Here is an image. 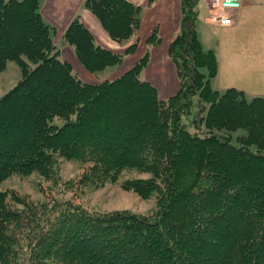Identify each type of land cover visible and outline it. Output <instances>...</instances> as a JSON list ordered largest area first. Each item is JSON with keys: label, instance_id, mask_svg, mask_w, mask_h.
<instances>
[{"label": "trees", "instance_id": "trees-1", "mask_svg": "<svg viewBox=\"0 0 264 264\" xmlns=\"http://www.w3.org/2000/svg\"><path fill=\"white\" fill-rule=\"evenodd\" d=\"M179 6L168 49L179 91L161 100L143 78L162 42L158 27L122 76L86 84L61 57L40 0H0V73L13 61L21 76L0 98V184L32 174L50 184L38 200L0 192V264H264V97L212 89L217 55L196 29L207 2ZM83 8L121 52L99 44L79 15L60 43L100 78L136 52L141 8ZM71 160L84 171L66 181L60 163ZM127 171L149 175L121 185L145 201L154 195L149 212H101L73 199Z\"/></svg>", "mask_w": 264, "mask_h": 264}, {"label": "crops", "instance_id": "crops-1", "mask_svg": "<svg viewBox=\"0 0 264 264\" xmlns=\"http://www.w3.org/2000/svg\"><path fill=\"white\" fill-rule=\"evenodd\" d=\"M128 1L141 8V25L136 40L141 37L144 39L145 43L155 27H158L159 36L162 40L159 46L151 49L150 60L144 70L143 78L156 88L158 97L161 100L171 98L179 91V83L176 78L175 70L168 57V48L178 30L180 21V17L173 13L172 7L179 0ZM83 2L84 0H40L41 16L48 24L54 27L56 31L55 35L61 39L66 27L76 15H79L81 21L87 26L98 43L112 51L116 50L114 46L116 44L112 42L103 31L98 20L89 11L83 8ZM153 17L156 18L157 22L155 23L157 25L148 27L149 23H153ZM167 25H169L168 28ZM209 27L217 32L219 36V48L223 53L220 57V54L216 52L218 73L212 80L216 82V84H211L212 89L214 88V90L219 92H224L228 89H236L243 92L245 96L264 97V78H259L261 74L264 73L262 72L260 76H257L259 72L255 71V66H253L254 64L252 62V57L256 58L263 55L262 51H256L255 48L261 50L264 47L262 43L256 44V40H264V36H256V33L264 31V0H244L242 10L238 13L235 23L230 27L214 28L210 25ZM161 28L164 29L163 32H161ZM163 33L167 34L164 44ZM145 50L146 48L144 45V51ZM70 55L71 57L66 56V60L70 62L72 66H76L73 62L74 55ZM235 56L243 57L237 72L235 68L230 69L226 66V62L229 63ZM223 58H226V60ZM151 68H154L156 72L153 76L150 74ZM120 69L121 68L116 69L108 76L98 78L99 80L85 70V75H81L80 77L86 84H96V82L118 79L121 74L118 76L115 75Z\"/></svg>", "mask_w": 264, "mask_h": 264}, {"label": "rangeland", "instance_id": "rangeland-1", "mask_svg": "<svg viewBox=\"0 0 264 264\" xmlns=\"http://www.w3.org/2000/svg\"><path fill=\"white\" fill-rule=\"evenodd\" d=\"M179 1L172 7L173 13L180 17V8L178 5ZM41 14V11H40ZM209 17V13L206 8L202 7L200 11V17L196 23V29L198 32V36L202 47L204 50H213L215 53L218 52L223 54L219 48V36L217 32L209 27L206 24V18ZM43 18V17H42ZM180 20V18H179ZM153 23H149L148 27L157 25L156 18L153 17ZM175 25V24H174ZM169 25H167V28ZM216 28V27H214ZM163 28H161V32H163ZM178 31V30H177ZM264 36V31L256 33V36ZM54 35L53 41L58 49L61 51V57L70 65L71 69L77 76L85 75V69L78 63L76 58L74 57L73 62L76 66H72L70 62L66 60L67 57H71L70 54L74 55L72 50L68 47H63L60 43V38ZM163 44L166 41L167 34L163 33ZM138 45L136 52L130 57V59L124 64L120 71L115 75L118 76L122 73L124 74L140 57L144 52V39L140 37L135 41ZM262 43L264 44V40L261 41L256 40V44ZM100 44V43H99ZM116 52H120L121 49L116 44ZM169 49V48H168ZM69 50V51H68ZM256 51H262L263 55L258 56L256 58L252 57L253 66H255V71L259 73L257 76H260V73H264V47L260 50L255 48ZM67 56V57H66ZM226 60V58H223ZM243 57H234L230 60L229 63L226 62V66L228 68H235L236 72L238 67L241 65V60ZM224 61V60H223ZM75 67V68H74ZM116 69H108L104 73L100 74L99 77H105L110 75ZM229 72V70H228ZM156 73L154 68H151L152 76ZM20 69L18 65L10 61L7 63L6 69L0 73V98L5 95L9 90H11L20 80ZM81 78V77H80ZM261 79L264 78V74H261L259 77ZM99 80L98 78H96ZM82 80V79H81ZM95 83V81H94ZM99 83V82H96ZM211 84H216V82L212 81ZM214 89V88H213ZM254 97L246 96L247 101H251ZM60 125L63 124L62 120H59ZM192 131V129H189ZM245 132L239 131L235 135H244ZM60 177L63 180H76L84 171V166H82L77 161H62L60 163L59 168ZM148 174H138L135 171H127L122 174L117 182L107 181L102 187H90L83 190L82 193L78 195V198H73L77 203L82 204L83 206L96 211L107 212V211H117V210H129L134 213H147L151 208L155 205V196L153 195L149 200H142L133 192L125 191L122 189L121 185L124 180L127 179H137V178H148ZM39 189H43L46 191L50 190V184L44 181L43 178L38 176L37 174H32L26 178H20L18 176H12L2 182L0 184V192L4 191H14L19 193L20 195H26L32 198L33 200H38L41 198L42 193ZM48 193V192H47ZM66 198L70 197V194L64 195Z\"/></svg>", "mask_w": 264, "mask_h": 264}, {"label": "built area", "instance_id": "built-area-1", "mask_svg": "<svg viewBox=\"0 0 264 264\" xmlns=\"http://www.w3.org/2000/svg\"><path fill=\"white\" fill-rule=\"evenodd\" d=\"M206 2L209 13L206 23L221 28L232 26L244 6V0H206Z\"/></svg>", "mask_w": 264, "mask_h": 264}]
</instances>
